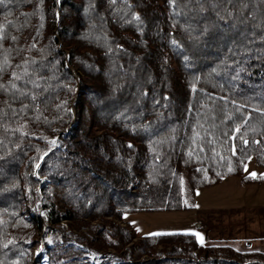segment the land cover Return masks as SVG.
Returning <instances> with one entry per match:
<instances>
[{"label":"trees","instance_id":"trees-1","mask_svg":"<svg viewBox=\"0 0 264 264\" xmlns=\"http://www.w3.org/2000/svg\"><path fill=\"white\" fill-rule=\"evenodd\" d=\"M251 158L264 183V0L0 3V264H264L124 221Z\"/></svg>","mask_w":264,"mask_h":264},{"label":"rangeland","instance_id":"rangeland-1","mask_svg":"<svg viewBox=\"0 0 264 264\" xmlns=\"http://www.w3.org/2000/svg\"><path fill=\"white\" fill-rule=\"evenodd\" d=\"M262 173L251 158L243 176L251 177L255 181L253 184L245 185L240 177H229L216 186L192 190L184 172L182 196L189 209L129 214L124 221L138 237L190 233L205 246H229L244 251L249 243L253 250L264 251V183L256 182ZM55 241L59 240L56 238ZM42 249L40 246L35 256L43 253Z\"/></svg>","mask_w":264,"mask_h":264},{"label":"crops","instance_id":"crops-1","mask_svg":"<svg viewBox=\"0 0 264 264\" xmlns=\"http://www.w3.org/2000/svg\"><path fill=\"white\" fill-rule=\"evenodd\" d=\"M160 213H162V212H160ZM260 221H261V220H260ZM262 227H264V223L262 224ZM135 234H136V233H135ZM195 237H196V239H197V241H198V243H199L200 245L206 247L205 245H203V244H201V243L199 242V240H198V238H197L196 235H195ZM231 248H233V247H231ZM233 249H235V250H237V251H239V252L257 251V252H262V253H264V251H262V250H253V249H252V246H251L249 243L246 244V249H245L244 251H240V250H238V249H236V248H233Z\"/></svg>","mask_w":264,"mask_h":264},{"label":"snow or ice","instance_id":"snow-or-ice-1","mask_svg":"<svg viewBox=\"0 0 264 264\" xmlns=\"http://www.w3.org/2000/svg\"><path fill=\"white\" fill-rule=\"evenodd\" d=\"M0 3H3V0H0ZM138 19V18H137ZM129 147H131V145H129ZM231 170V169H230ZM253 177H255V174H252Z\"/></svg>","mask_w":264,"mask_h":264}]
</instances>
